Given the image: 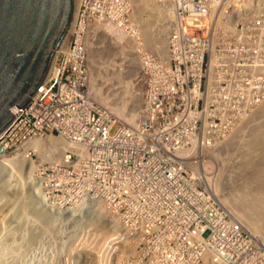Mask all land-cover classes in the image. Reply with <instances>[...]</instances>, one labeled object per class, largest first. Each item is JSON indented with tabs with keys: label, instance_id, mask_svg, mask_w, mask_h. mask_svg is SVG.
Here are the masks:
<instances>
[{
	"label": "built area",
	"instance_id": "2783aa9c",
	"mask_svg": "<svg viewBox=\"0 0 264 264\" xmlns=\"http://www.w3.org/2000/svg\"><path fill=\"white\" fill-rule=\"evenodd\" d=\"M82 3L83 16L48 78L0 134V156L32 140L59 139L58 157L35 175L45 204L59 216L70 217L82 203L93 211V200L117 212L126 235L115 236L108 264H264V246L221 206L204 168L207 150L223 142L231 103L243 112L258 105L255 96L264 97L263 85L243 90L263 75L255 63L264 64V0H169L173 14L155 29H167L157 47H145L130 29L129 0ZM96 3L108 16L122 6L121 21L112 23L133 31L121 42L124 56L111 61L128 84L131 105L138 104L131 121L95 98L91 85L86 37L100 28ZM87 14L97 21L88 23ZM110 83L105 94L123 92ZM119 240L130 248L120 251Z\"/></svg>",
	"mask_w": 264,
	"mask_h": 264
},
{
	"label": "rangeland",
	"instance_id": "374dc122",
	"mask_svg": "<svg viewBox=\"0 0 264 264\" xmlns=\"http://www.w3.org/2000/svg\"><path fill=\"white\" fill-rule=\"evenodd\" d=\"M145 1H152V6L156 3L155 6H153V11H151L150 7L148 9H142L143 2ZM129 2L134 11L133 18L131 17V22L129 23L130 27L137 30L141 26L140 29L142 31L143 20L149 18L151 19L150 21L153 25L152 29L154 32L152 35L154 36V40L159 38V40H155V42L161 40L160 42L164 41L163 43L165 44L166 38L163 39V35L164 32L166 33L167 29L166 31L164 30V32L161 34H155V29L158 26L159 28L161 27V25L164 26L167 19L171 18L172 16V11H170V9L172 8L169 7L167 9L169 0H129ZM159 5L162 6V10L164 8L165 13L162 11L155 13V10ZM148 6L151 5L149 4ZM95 7L96 12L100 11L101 22L98 23V26H101V30L104 33H107V29L105 27H107L109 24L112 25V22L119 23L121 20L118 19H121L124 15L122 8H119V13L115 15L111 11H109L108 16L107 10H105V6L96 3ZM79 14H81V11ZM87 15L89 16L87 20L88 23L93 24L97 21L95 20V22H93V16L89 14ZM116 16L118 17V19L116 18ZM116 20H118L119 22ZM106 22L108 23V25ZM120 25H122V23H120ZM259 33V31L256 32L257 35ZM71 38L72 34L69 35L67 44L71 41ZM141 39H143V43L144 45H146L145 42H147L148 39L144 38L143 32ZM253 42L255 41L252 40L247 43V50H252ZM147 44V46L152 47L149 44V41ZM255 65L258 68L256 72L263 73V75L260 74L262 75L261 80L258 76H256V80L260 84H256V82L248 86L245 85V88H243L245 92L249 90L250 87H257L261 89V85H263L264 89V64L258 61L257 64L255 63ZM241 69L246 70V67H243ZM249 77L250 76L248 75L245 76L246 79H248ZM243 80L244 79H240L239 82L241 83ZM259 90H257V92H259ZM98 99L101 100L104 104H107L102 97H99ZM255 100H258V102H256V104L258 105L253 106V108L252 106H248L243 112L237 107V104L231 103L233 105V109H230L225 113L226 119L223 120L225 132L221 133L223 135V142L220 145L228 140L222 145L223 148L226 145L232 143L234 139L238 135H240V133L242 134V136H244L245 131H247L249 134H253L252 132L255 130L256 124L259 122H264L263 118H259L264 114V97L263 99H260L255 96ZM114 102L117 104L119 101ZM114 102L110 105L116 106L113 105ZM250 107L253 113L249 117L246 115L249 114L248 108ZM254 108L255 110H253ZM246 128H249V130H247ZM244 129L246 130L244 131ZM247 132H245V134L248 136ZM251 143H253V141ZM251 145L252 148H249V153H252L253 156L259 155L258 161L255 159L253 160V165H251V169L250 171H248L249 173H247L248 176L246 177V179H243L241 176H233L234 178H232L234 179L233 182L236 181L235 184H237V182H244L246 184V190L249 188L247 191L252 190L250 188H254V184L259 183V181L261 182V185L257 184L258 186L256 185V187L251 191V194L250 192H247V194L249 193V196L257 192V195L254 194V197L257 198L258 202L261 204L260 208H257L252 215H245L246 217L252 216L255 221L253 223H250L251 227L248 226L247 228L244 227L242 222L240 223L248 233L255 237L256 240L264 246V241L262 240V238H264V143L259 145L261 149L257 146L259 150L253 144ZM219 146L213 149L215 151L209 149L207 150L209 159L206 160L204 167L207 172V174L205 175V179H207V181L211 185L214 184L213 189L216 188L217 183L223 179V177L221 179L218 178L219 173L223 171V162L225 161V157H218ZM257 150L260 152H258ZM21 151L23 152V149L17 151V153H13L11 156L6 157V159L16 158L18 154L22 153ZM29 152L30 158H27V161H29V163H32L34 161L40 167V165L44 162V160H42V156L40 157L38 153L31 150ZM40 162L41 164H39ZM26 168H28V164L26 165L25 169L22 170L23 173L21 171L18 173L17 170H14L13 172L12 167H9L5 164H0V264H108V261H110V254L108 250L112 243L115 242V236L117 235L119 236V238H122L124 235H126V231L121 226V223L119 224L120 220L115 223L110 222L108 219L106 220V213L104 211L103 212L105 213V215L99 214L98 212L96 213V203L93 202H91L93 211H90L88 208L83 209V207L86 206L84 205L79 211L80 217H78L77 214L74 217H72L71 215L70 217L68 215H53L51 213V209L47 207L43 198H34V187H32V184L30 182L31 179L29 170ZM38 170L39 169H36L34 174V177H36L37 179L33 177L35 182L40 181V179L35 176ZM17 174H19V177L17 176ZM255 179L259 180H257L256 182ZM222 181L223 183L222 186L220 185L221 189L218 193L219 196L215 195V189L214 195L215 197L218 196L221 200L220 201L218 197H216L221 206L233 215L230 208L236 205L237 198L231 197L233 192L231 190L233 189H231L229 186L230 182L232 181L226 179H223ZM225 182L227 185L224 184ZM251 185H253V187ZM226 199L230 200L229 202L232 207L230 206L228 208V206L226 207V205L222 204ZM75 210L77 209H74V213L76 212ZM233 216L235 217V215ZM110 220L113 221L112 219ZM108 221L110 223H108ZM252 232L258 233V236H254ZM125 240H119L116 243L120 251H124L125 249L127 250L128 248H130V244ZM92 250L93 252H90Z\"/></svg>",
	"mask_w": 264,
	"mask_h": 264
},
{
	"label": "bare ground",
	"instance_id": "6f19581e",
	"mask_svg": "<svg viewBox=\"0 0 264 264\" xmlns=\"http://www.w3.org/2000/svg\"><path fill=\"white\" fill-rule=\"evenodd\" d=\"M146 2L147 1L143 2L142 9H148L150 7L151 11H153L154 10L153 6H155L156 3L153 2L155 4H153V6H152V4H151L152 1L147 2V3ZM148 3L151 6H148L149 5ZM83 4L84 3H82V0H75V9H76L75 17H74V20L71 24L69 32H68V34L64 40L62 47L66 45L68 38H69V35L73 32L75 22H77L78 19L81 18L79 13H80L81 5H83ZM161 7L162 6H160V5L157 8L154 7V8H156L155 13L159 12V11H162L165 13L164 8L162 10ZM159 9H161V10H159ZM139 12H140V9H139ZM171 14H173V13H171ZM116 18L118 19L117 16H116ZM132 18H133V16H132ZM118 20H121V19L119 18ZM118 20H116V21H118ZM150 20L151 19H149V18L143 20L142 31L140 29L141 26L137 30L130 27V25H129V27H130V29H133V31L136 32V35L138 34L140 37H142V32H143L144 38L148 39L149 44L152 47H154V45L157 47V45H159V44H161V46H163L164 41L160 42L161 41L160 40V41H157L158 43L155 42V40H159V38L154 40V36L152 35L154 32L152 29L153 25H152ZM107 25H108V23H107ZM122 25H120V27H121L120 29L118 27L115 29V25H113V23H112V25L109 24L107 27H105L107 29V31L104 30L107 33H104L101 30L102 29L101 26H99L100 28H98L93 34H90V33L88 34V37H86V41L88 44V52H89V56H90L92 68H93L92 69L93 79L91 81V85L93 87H96L95 91H94L95 98L98 99L99 97L100 98L102 97L103 100L106 101L107 104H112L114 101H117V102L119 101L117 104L114 102L113 105H116V106H112L111 107L112 110L118 115V117L120 119H123L126 121H128V120L131 121V120H134L135 117H137L138 113H137V110H135L134 108L137 107L138 104H135L134 108H133L132 105L134 104V102L132 104V101H130V93H129V91H127L128 84L123 85L124 83H126L125 82L126 80H123V76L120 75L119 73L118 74L115 73L114 69L116 70V67L111 65V61L114 63L116 61L118 55L124 56L125 50H124V48L121 47V45H122L121 42L124 39L131 37V35L133 33V31L128 32V30H126L125 27ZM154 27H156V26H154ZM129 34H131V35H129ZM95 40H97L98 42H96ZM148 41L147 42L144 41L146 44L145 45L146 47L148 45L147 44ZM94 44L96 46H94ZM111 45H113V46H111ZM116 48H118V49H116ZM117 63H119L118 60H117ZM133 66H135V65H133ZM108 83L115 84L116 87L119 84L122 86V88L124 86V88L122 90L123 92L117 93L115 91V88H114L113 93H115V94H106L105 95V91H106V88L108 87V85H107ZM99 101H101V100H99ZM129 105L131 106L130 108H129ZM128 108H129V111H128ZM263 109H264V107H263ZM259 118L264 119V114L262 116H260ZM257 120H258V118H257ZM249 128L248 129L246 128V129L249 130ZM246 129H244V131ZM245 132H247V131H245ZM245 132H244V136H242V134L240 133V135H238L232 143L226 145L224 148L222 145L224 143H226L228 140H226V142H224L222 145H220L218 147V149H219L218 150V157L219 158L225 157V161L223 162V164H224L223 171L219 173L218 178L221 179L223 177V179L232 181V182H230V186L229 185L228 186L231 189H233V190H231V191H233L231 197L237 198L236 205L232 207L230 205V202H229L230 200H227V199L225 200V202H223V203L221 202V203L226 205V207L228 206V208L231 206L232 208H230V209L232 210L231 212L233 213V215H235V218L236 219L238 218L237 220L239 222H242L244 227L247 228L248 226L251 227L250 223H253L255 221V219L252 216L246 217L245 215H247V214L252 215L253 212L257 208H260V205H261L258 202L257 198L254 197L255 196L254 194H256L257 192L254 191L255 193L254 194L252 193L253 195H251V196H249L248 195L249 193L247 194V192H250V194H251V191L256 187L257 184L261 185L260 184L261 182L259 181V183H257V184L253 183L255 187L250 188L252 190L247 191L249 188L246 190V188H245L246 184L244 182H241V183L237 182V184H235L236 181L233 182V180H234L233 178L235 176H241L243 179L244 178L246 179V177L248 176L247 173H249L248 171H250L251 165H253V160L255 159L258 161L259 155L253 156L252 153H249V148L252 146L251 144H253L258 149V147H260L259 145L264 143V122L263 123L259 122L256 124L255 130L252 132L253 134H251V133L249 134L247 132L248 133V136H247L245 134ZM252 141H253V143H251ZM24 146L25 147L23 148V152L21 151L22 153L18 154L16 158L6 159V156H0V164H5L9 167H12L13 172H14V170H17L18 173L20 171L22 172V170H24L26 165L28 164V168H26V169L29 170V175H30V179H31L30 182L32 184V187H34L33 188L34 189V198L45 199V192L43 193L41 185L38 183V181H36V182L34 181V178H35L34 174H35L36 169H39V166L33 160H32L33 161L32 163H29V161H27V158H30V152L29 151L31 149H33L36 153H38L40 155V157L42 156V160H44V161L47 160L48 158L56 159L58 157L57 153H59L60 148H62V143L60 142L59 139L48 137V138H40V139L32 140L31 142L25 143ZM260 149H261V147H260ZM250 151H251V149H250ZM224 152H226V153H224ZM258 152H260V151H258ZM227 157H229V158H227ZM234 157H235V159H234ZM226 159H228L229 161ZM17 176L19 177V174H17ZM255 180L257 182V180H259V179H255ZM221 181H219L218 183L216 182L217 185H216V188H214L216 191L215 195H218V196H219L218 193H219L221 186H222V183H223V181L222 182ZM20 182H21V180H20ZM224 184L227 185L226 182ZM250 184H252V183H250ZM251 186L253 187V185H251ZM218 196H216V197H218ZM231 197H229V198H231ZM218 199H219V197H218ZM91 202L96 203L95 204L96 213L98 212L99 214H104V215L106 213V215H107L106 220L108 219L112 223L119 221V216H118L117 212L110 209V207H107L103 202H101L99 200H93ZM85 204L86 203H82L77 208H74V209H77V210H75L76 211L75 213L73 212L74 209H72L70 211L71 216L74 217L76 214L78 215L80 213L79 211L81 210V208ZM104 219H105V216H104ZM110 219H112L113 221H111ZM109 221H108V223H110ZM119 224H120V222H119ZM258 229H259V227H258ZM258 229H256V230H258ZM259 231H260V229H259ZM253 234H254V236H258V233H256V232ZM262 240L264 241V238H262ZM90 252H93V250Z\"/></svg>",
	"mask_w": 264,
	"mask_h": 264
},
{
	"label": "water",
	"instance_id": "95a60500",
	"mask_svg": "<svg viewBox=\"0 0 264 264\" xmlns=\"http://www.w3.org/2000/svg\"><path fill=\"white\" fill-rule=\"evenodd\" d=\"M75 17V0H0V133L45 82Z\"/></svg>",
	"mask_w": 264,
	"mask_h": 264
},
{
	"label": "clouds",
	"instance_id": "9594fccd",
	"mask_svg": "<svg viewBox=\"0 0 264 264\" xmlns=\"http://www.w3.org/2000/svg\"><path fill=\"white\" fill-rule=\"evenodd\" d=\"M75 13H76V9H75ZM75 24H76V22H75ZM74 27H75V25H74ZM73 30H74V28H73ZM71 34H73V32H72ZM71 34H70V35H71ZM63 43H64V42H63ZM62 45H63V44H62ZM66 45H67V43H66ZM63 47H64V46H63ZM63 47L61 46V48L59 49V51H60ZM59 51L57 52L56 57H57ZM56 57H55V60H56ZM55 60H54V62H55ZM53 65H54V63H53ZM52 68H53V66H52ZM52 68H51V70H52ZM51 70H50V72H51ZM49 74H50V73H49ZM48 76H49V75H48ZM48 76H47V78H48ZM47 78H46V79H47ZM45 81H46V80H45ZM43 84H44V83H43ZM43 84H42V85H43ZM42 85H41V86H42ZM41 86H40V87H41ZM40 87H39V88H40ZM38 90H39V89H38ZM37 92H38V91H37ZM36 94H37V93H36ZM36 94H35V95H36ZM35 95H34V96H35ZM33 98H34V97H33ZM33 98H32V99H33ZM31 101H32V100H31ZM30 103H31V102H30ZM29 105H30V104H29ZM29 105H28V106H29ZM28 106H27V107H28ZM27 107H26V108H27ZM26 108H24V109H26ZM17 110H18V108H15V109H14L15 118H16V111H17ZM14 121H15V120H14ZM6 130H7V129H6ZM3 132H4V131H3ZM3 132H2V133H3ZM0 134H1V133H0ZM21 150H22V149H21ZM6 157H8V156H6ZM39 164H41V162H40Z\"/></svg>",
	"mask_w": 264,
	"mask_h": 264
}]
</instances>
